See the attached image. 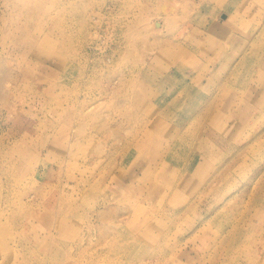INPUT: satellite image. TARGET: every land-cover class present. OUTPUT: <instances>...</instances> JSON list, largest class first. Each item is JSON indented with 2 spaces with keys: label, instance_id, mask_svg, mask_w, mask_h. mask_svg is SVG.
Returning a JSON list of instances; mask_svg holds the SVG:
<instances>
[{
  "label": "rangeland",
  "instance_id": "obj_1",
  "mask_svg": "<svg viewBox=\"0 0 264 264\" xmlns=\"http://www.w3.org/2000/svg\"><path fill=\"white\" fill-rule=\"evenodd\" d=\"M0 264H264V0H0Z\"/></svg>",
  "mask_w": 264,
  "mask_h": 264
},
{
  "label": "bare ground",
  "instance_id": "obj_2",
  "mask_svg": "<svg viewBox=\"0 0 264 264\" xmlns=\"http://www.w3.org/2000/svg\"><path fill=\"white\" fill-rule=\"evenodd\" d=\"M177 102V101H176ZM177 103H181V101L180 102H177ZM243 112L246 114V111L245 110H243L242 112L240 111V113L242 114V115H245V114H243ZM201 116H203V114H201ZM200 116V117H201ZM193 123H196L195 121H193ZM217 157H220V155H217ZM207 159V158H206ZM207 162H208V160H207ZM197 163V162H196ZM198 163L199 164H196V167H195V169H194V173H196L197 175L198 174H200L201 173V169L203 170V164L202 165H200V161H198ZM189 177V176H188ZM187 177V178H188ZM193 177V176H192ZM189 178H191V177H189ZM194 178V177H193ZM188 182V181H187ZM230 183V182H229ZM187 184V183H186Z\"/></svg>",
  "mask_w": 264,
  "mask_h": 264
}]
</instances>
